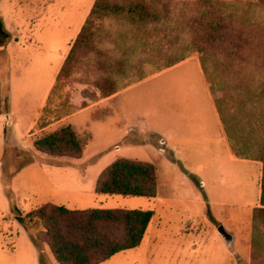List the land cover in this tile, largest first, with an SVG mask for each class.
<instances>
[{
  "label": "rangeland",
  "instance_id": "374dc122",
  "mask_svg": "<svg viewBox=\"0 0 264 264\" xmlns=\"http://www.w3.org/2000/svg\"><path fill=\"white\" fill-rule=\"evenodd\" d=\"M92 1L0 0V16H3L0 30L3 28L10 34L5 38V49L0 51V264H59L47 244L31 240L24 229L28 220L18 218L14 212L19 210L17 215L24 218L47 204L48 194H55L58 188H92L93 176L82 181L79 173L70 168L41 171L34 164L49 163L51 158L33 146L36 140L54 132L64 122H58L62 118L105 98L94 83L100 77L90 73L85 64L52 89L63 56L70 53L76 31L90 14ZM160 1L161 9H167V2L174 11L171 19L164 22L169 28L165 34L154 37L155 47L126 54L130 57L128 76L133 75L136 80L139 75L144 77L121 89L139 83L138 88H144L142 94L147 96L157 97L174 91L194 93L199 89L195 84L198 69L204 75L219 113L223 128L220 140L225 143V149L221 148V142L217 146V138L197 131L185 141L181 139L184 142H179V153L174 160L168 151L157 158L160 199L117 195L106 203V209H144L152 210L155 215L138 247L121 251L101 264H264V215L257 213V209L264 206V162L236 155L237 145L233 144L231 135L237 142L246 135L239 133L233 122L229 124L232 130L229 134L222 119L223 110L230 113L234 104L221 103V107L217 104L222 92L217 86L213 91L199 53L184 51L190 33L185 27H179V8L187 1L194 12L196 0ZM112 21L113 27H120L118 21ZM112 44L110 41L106 46L114 53L110 55H122L117 49L113 50ZM182 53L186 55L183 61L167 65ZM126 76L122 77L123 83L129 81ZM103 105L77 116L86 120L85 124L91 123L90 127L83 124L78 128L86 141L87 155L104 147L100 169L119 157L144 158L141 148L129 147L130 138H118L120 125L125 127V124L118 118L114 120L112 108ZM251 108L255 116L241 117L239 121L250 130V139L255 141L252 149L258 155V152L264 153V100L257 101ZM149 109H143L142 115L147 116L145 123L150 125L156 108ZM144 137L141 135L140 139ZM132 138L139 137L134 133ZM149 139L159 142L155 136ZM116 145L121 147L119 151L115 150ZM63 160L57 162H68ZM252 161L261 163L259 174ZM257 175H262L259 182ZM68 194L64 199L66 207L80 203L79 208L71 209L99 208L102 201L98 197L79 199L75 193ZM38 224L39 221H34L29 231L33 238ZM222 224L234 234L232 245L218 232Z\"/></svg>",
  "mask_w": 264,
  "mask_h": 264
},
{
  "label": "trees",
  "instance_id": "16d2710c",
  "mask_svg": "<svg viewBox=\"0 0 264 264\" xmlns=\"http://www.w3.org/2000/svg\"><path fill=\"white\" fill-rule=\"evenodd\" d=\"M165 3L167 9H161L160 0H96L55 85L84 64L90 73L100 77L94 83L105 98L143 79L140 75L137 80L133 75L128 76L130 57L126 54L155 47L154 37L167 32L169 27L164 26V22L171 19L174 11ZM182 4L178 24L190 33L184 51L186 54L199 53L213 91L217 86L222 92L217 104L220 103V107L221 103L234 104L230 113L222 112L219 107L229 134L232 132L229 124L233 122L238 132L246 135L240 142L231 135L233 144L237 145L236 155L264 162V153L258 152V156L252 149L255 141L250 139V130L239 121L241 117L255 116L252 105L264 100V0H196L195 14L187 1ZM112 20L118 21L120 27H113ZM0 32L1 51L5 49V38L9 34L3 28ZM110 41L113 50L117 49L122 55H110L114 54L106 47ZM185 58L182 53L167 65ZM123 76L129 77L127 83H123ZM35 147L53 157L83 156V144L71 126L36 140ZM96 191L156 197V168L149 162L121 158L102 171ZM262 201L264 205V180ZM258 212L264 215V206L258 208ZM153 215L152 210L144 209H70L47 203L22 219L28 220L26 226L29 228L34 221H39L35 240L47 244L59 264H101L121 251L138 247Z\"/></svg>",
  "mask_w": 264,
  "mask_h": 264
},
{
  "label": "crops",
  "instance_id": "0c3cea01",
  "mask_svg": "<svg viewBox=\"0 0 264 264\" xmlns=\"http://www.w3.org/2000/svg\"><path fill=\"white\" fill-rule=\"evenodd\" d=\"M95 1L96 0L92 1L93 3H91L92 5H90L91 7L89 9V12L91 11ZM0 17H1L0 19L2 20L3 16H0ZM84 23H85V20L83 24L81 25L79 31H76L74 39L78 37ZM67 57H68V54L63 56V59H62L63 61L60 66V70L56 74V78H55V81L53 82L52 89H54L55 87L57 77ZM195 72H196L195 84L198 85L199 89L195 90L194 93L188 94V93H183V92L180 93L179 91H174L173 93H168L167 95L159 94L157 95V97H153L150 95L147 96L145 94H142L145 92L143 91L145 89L143 88L140 90V88H138L139 83H135L133 85H130L128 87L121 89L119 92H117L116 94L110 97L102 98L94 102L92 101V103L86 105V107L79 109L75 111V113L73 112L71 115H68L66 118H62V120L58 121V122H61V121H64V122L59 124L56 130L62 127H67V126H71L75 130V132L77 133L79 139L81 140L83 144V156L81 158L53 157V156H50L46 153L39 151L35 147V143H34L33 146L39 151V153L49 156L51 158L49 163H42V164L35 163L34 165L38 167L44 173H45L44 170H50V169L52 170L56 168L58 169L59 168H65V169L70 168L71 170L74 171V173L76 174L77 172L79 173V177H81L82 181L86 180L87 178H90L91 176H93L94 179H93L92 188L90 189L83 188V189L65 190L66 188L64 189L58 188L55 194L53 193L48 194V197H47L48 199H46L47 201L45 203L60 202L58 203V205L66 206L67 203L64 199L67 198V196L69 195L68 193H75L77 197H79V199H82L84 196L98 197L99 200H102V201H99V208L106 209V207H104L105 204L109 203L110 200L116 199L117 195L101 194V193H97L96 191L97 180L100 174L102 173V171L105 169V168L100 169L99 167V163L103 159L101 158V156L105 153L104 147H102L101 149H95L87 155L86 150H85L86 141L83 140V136L80 135L79 130H78V128H81L82 125L85 124L84 122L86 120H83L82 118H77V116L81 112L89 111L91 108L95 106H101L102 104H104L103 106H105L106 104L107 106L111 107L112 110L114 111L113 115H115L113 119L115 120L116 118H118L119 121L125 124V127H121L120 125V128L118 130L120 135L118 138L120 139L123 138L125 140L126 139L128 140L130 138L129 139L130 143L128 144L129 147H135V148L139 147L143 150V153L141 154H143L144 158L135 157V159H130V160L149 162V163L154 164L156 168V174H157L158 193L156 197H147V198L160 199L161 197V191L159 188V179H160L159 178V164L157 162V158H161L163 155H165V152L168 151L169 153L173 155L172 159L174 160V157L176 158L175 155L179 153V148H180L178 145L179 142H184L185 141L184 139H186L188 136L195 134V132L197 131L200 133L205 132L209 137L217 138L219 140L217 146H219L221 142V144L223 145L221 146V148L223 147L225 149V143L220 140V137L222 138L223 128L221 125V120L219 118V113L217 112L215 105L213 103V100L207 90V83L205 81L203 73L199 72L198 69L195 70ZM159 91H161V87L159 88ZM154 99L156 100L151 101ZM134 101H136V103H134ZM153 106L156 108V114L152 116V122L149 125L145 123L147 116L142 115L143 114L142 110L144 109L146 111H149L150 110L149 107L151 108ZM0 114H2V112ZM90 124L91 123L87 122L85 126L88 125V127H90ZM111 128H109V131L111 130ZM106 130H108V128H106ZM134 133L138 135L139 137L138 139L132 138ZM141 135H145V137L143 139H140ZM151 136L157 137V139L159 140V142L157 141L159 145L157 142L151 141L149 139V137ZM2 137H3V134H2ZM181 139H183L184 141ZM120 149L121 147L119 145H116L115 150L119 151ZM162 149H164L165 152L162 151ZM61 159H64L63 161H68V162L58 163L57 160L59 161ZM119 159H121V157L117 158V160ZM246 161H247L246 163H248V160ZM252 163L256 165L258 174H259V171L261 170V163L259 162L257 163L255 161H252ZM44 164H47V165H44ZM92 170H94L93 172L95 173H93ZM261 178H262V175L260 177L257 175L258 182L260 181ZM58 192H60L59 195L57 194ZM124 197H130V196H124ZM140 197H145V196H140ZM73 204L74 206L71 208H77V207L79 208L80 206V203L78 202L73 203ZM16 212L18 213L19 210L14 212L16 214L15 216H17L18 218H21V217L23 218V216L17 215ZM154 215L152 217V220L154 218ZM19 221L22 222V220L20 219ZM151 222L149 226H151ZM24 226H25L24 229L25 230L27 229L26 232L29 234V237L31 238V240L33 241L34 239V241H36L35 237L33 238L31 233L29 232L32 228H29L26 225ZM43 245H46V244H43Z\"/></svg>",
  "mask_w": 264,
  "mask_h": 264
},
{
  "label": "water",
  "instance_id": "95a60500",
  "mask_svg": "<svg viewBox=\"0 0 264 264\" xmlns=\"http://www.w3.org/2000/svg\"><path fill=\"white\" fill-rule=\"evenodd\" d=\"M218 232L225 238L227 242H229V244H233L235 239L234 234L229 232L224 224L218 227Z\"/></svg>",
  "mask_w": 264,
  "mask_h": 264
},
{
  "label": "built area",
  "instance_id": "2783aa9c",
  "mask_svg": "<svg viewBox=\"0 0 264 264\" xmlns=\"http://www.w3.org/2000/svg\"><path fill=\"white\" fill-rule=\"evenodd\" d=\"M162 151H164V149H162Z\"/></svg>",
  "mask_w": 264,
  "mask_h": 264
}]
</instances>
